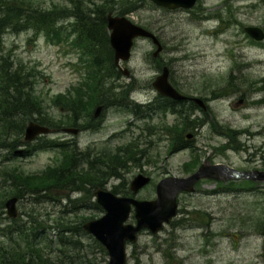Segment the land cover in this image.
<instances>
[{
	"label": "rangeland",
	"instance_id": "1",
	"mask_svg": "<svg viewBox=\"0 0 264 264\" xmlns=\"http://www.w3.org/2000/svg\"><path fill=\"white\" fill-rule=\"evenodd\" d=\"M8 1H14L16 5L20 0ZM83 1L90 4V8H96L90 0ZM21 4L26 11L24 17H31L30 8L67 12L75 7L70 0H22ZM104 13L109 16L119 12L106 10ZM131 19L153 33V29L158 31L163 28L157 32L165 46L159 57H154L156 46L149 43L150 40L138 39L130 62L122 64L123 69L130 71V76H125L122 71L117 79L113 78L116 75H107L111 78L106 80L108 90L104 92L105 96L100 97L91 115L79 116L75 126L64 123L59 128H52L55 130L52 134L39 137L33 143L27 144L23 135L22 143L16 150L27 148L29 153L26 155H14L15 149H0V245L9 243L4 231L15 230L22 224H26L25 228L32 227L28 215L47 224V229L53 228L55 222L58 226L60 218L74 224L91 216L100 218L105 212L98 205L99 209L93 206L96 204L94 192L97 189L113 194L114 191H127L131 198L138 201L156 199V186L162 179L187 178L195 174L198 166L190 173L191 165L185 169L194 155L199 156V166L210 164L212 148L235 139L231 130L229 140L220 134L215 135L213 131L217 129L214 123L223 129L241 127L254 134L251 138L242 135L238 139L245 144L249 151L247 154H227L222 146V160H230L237 167L260 164L264 156V41L251 43L244 28L256 26L264 29V0H206L190 10L177 12L146 6ZM74 21L65 17L58 24L65 26L66 32L69 28V33H73ZM73 38L70 37V41ZM2 56L31 76L28 82L43 100L45 112L51 118L57 121L67 117L54 104V99L67 95L74 88L83 87L87 81L89 67L86 59L82 61L81 50L73 48L68 41L52 42L45 31L38 34L36 29L17 32L8 29L0 40ZM106 64L111 65V73L117 72L114 58ZM163 67L170 70L171 84L186 96L203 99L207 109L202 110L196 105L192 110L189 105L191 116L184 120L171 113H155L146 117L143 116L144 108L138 109L139 114H136L137 104L144 105L158 95L152 84L163 72ZM226 82L241 87L249 101L247 109L235 111L230 101L212 102L210 93L213 85L220 87ZM252 100H259V106L252 105ZM99 107L103 111L96 117L94 112ZM196 119L200 122H192ZM69 128H79L80 133L74 136L63 132ZM169 128L172 132L168 131ZM177 129L180 131L176 134ZM187 136L191 137L189 141ZM179 137H184L193 147L173 153ZM47 139L75 143L76 151L81 154L78 156L80 166L95 164L97 172L102 175L101 170H106L104 162L118 153L119 148L131 146L136 156L130 157L124 165L114 166L119 177L107 174L103 180L100 179V186H89L85 191L78 187L77 192L58 187L35 195L23 193L20 184L10 175H39L62 159L59 149L40 150L34 147ZM257 152L263 155H256ZM140 175L151 178V182L133 194L131 184ZM16 187L24 197L18 202V217L11 219L5 203L15 196ZM196 190L193 195L180 194L179 214L159 234L143 230L138 234L137 243L128 244L127 264H264V183L252 192L214 195L219 186L205 180L196 185ZM90 195L88 206L91 208L82 209L84 204L80 201H85ZM129 222L135 223L132 213ZM48 234L45 238L52 241L53 233ZM78 239L90 252L89 258L95 260V264H107L108 254L105 255L94 245L92 236L82 235ZM69 254L86 257L83 250L80 254ZM58 255L56 252L51 254L53 258Z\"/></svg>",
	"mask_w": 264,
	"mask_h": 264
},
{
	"label": "trees",
	"instance_id": "2",
	"mask_svg": "<svg viewBox=\"0 0 264 264\" xmlns=\"http://www.w3.org/2000/svg\"><path fill=\"white\" fill-rule=\"evenodd\" d=\"M13 2L0 0V40L8 29L17 32L33 28L37 30L38 34L45 31L47 38L52 42L61 43L68 41L73 48L81 50L82 61L86 59L85 62L89 68L86 77L87 81L83 84V87L74 88L67 95H59L56 100L54 99V104L60 107L61 111L67 115L66 118L55 121L45 112L43 100L36 95L28 82L31 76L21 68L15 67L16 65L5 59V57H0V149L10 150H14L22 143L20 140L30 119L40 125L55 129L61 127L64 123L75 126L79 116L92 114V110L100 97L105 96L104 92L108 90L109 86L106 84V80L111 79L108 77L114 75H116L113 77L115 79L120 77L118 70L111 73V65L106 64L111 60L113 61V51L110 47L104 12L110 10L111 12H119V15H127L132 11L131 6L125 2H122L117 7L92 4L96 6L94 9L90 8L91 5L86 1L78 0L76 2V0H70L71 4L75 6L72 11L59 12L53 10L46 12L30 8L31 17L29 15L24 17L26 11L24 4H21L22 0L19 3H15L16 5ZM78 4H84L86 7L82 8ZM65 17H68L69 20L75 19L72 26L75 28L73 33L76 34L69 33V28L66 32V27L58 24V21ZM70 37L74 38L70 41ZM110 89L112 90L113 87H110ZM178 90L180 91L181 89ZM101 102L103 103V101ZM189 105L192 110L196 108L193 103H177L157 96L154 102L144 107L136 105L134 112H138V109L141 108H147L150 114L153 111L161 114L174 113L181 120H184L191 116ZM145 113L148 114L147 112ZM34 115H37V118H34ZM192 122L199 123L200 120L196 119ZM168 131L172 132L170 128ZM179 131L177 129L176 134ZM34 147L40 150L59 149L62 159L55 166L48 167L39 175H25L23 173L10 175L15 182L20 184L21 192H29L32 195L58 187L73 189L72 191L77 192L78 189L85 191L89 186H100L102 184L100 179L103 180L107 174L110 177H119V173L114 166L124 165L130 157L136 156L131 146L123 149L119 148L118 153L110 156L106 163L104 162L106 172L102 169V175L97 172L95 164L88 163L85 167L80 166L78 156L81 154L76 151L75 147L71 150L67 142H55L47 139L46 141L38 142ZM188 147L193 146L184 137H179L176 144H174L173 153ZM198 158L199 156H193L192 161L185 165V169L191 165L189 173L199 165ZM6 175L8 176V174ZM20 190L16 187V192L13 193L15 197H24L18 193ZM114 193L130 196L127 191H114ZM54 199L57 200L58 198ZM90 199L91 195L88 196V199L85 198V201H80L81 204H84L82 209L91 208L88 206ZM93 206L99 209L97 204ZM24 214L27 215L26 212ZM69 214H74V212H69ZM28 217L31 218V228H25L26 224H22L21 227L15 230L10 229L3 232L9 238V243L0 245V264H95V260L89 258L90 252L86 250L83 242L78 239L82 235L88 236L83 229V225L87 221L95 219L94 217L83 218L77 224L60 218L57 220L58 226L55 222V226L49 229H47V224L40 222L38 218L32 215H28ZM48 232L54 235L52 241L45 238V236L49 235ZM94 245L106 255V250L96 240H94ZM82 250L86 257L81 255L71 256L69 254L70 252L80 254ZM55 252L59 255L53 258L51 254ZM60 255L65 257V259Z\"/></svg>",
	"mask_w": 264,
	"mask_h": 264
},
{
	"label": "water",
	"instance_id": "3",
	"mask_svg": "<svg viewBox=\"0 0 264 264\" xmlns=\"http://www.w3.org/2000/svg\"><path fill=\"white\" fill-rule=\"evenodd\" d=\"M159 6L168 9H190L196 5L197 0H152ZM107 27L110 32V44L114 51L116 65L120 62H128L131 58V50L134 41L138 38L151 39L157 46L154 57H158L163 51V46L154 34L148 30L135 25L126 17H114L112 14L107 17ZM245 32L254 40H264V31L259 27H247ZM120 70L125 76H130L128 69ZM170 71L168 67L156 77L153 87L163 97L173 101L191 100L206 110L205 102L200 98H188L179 93L169 82ZM102 107H99L95 116L101 114ZM51 129L35 122H30L25 130V141L31 142L40 135L51 133ZM64 133L77 135L78 129H64ZM190 139V136H187ZM17 153H22L19 151ZM250 178L254 181H264V172L252 174L238 173L224 166H210L203 164L198 171L187 178L166 177L156 186V199L138 201L131 197L115 195L111 191L97 190L95 192L96 203L105 212L100 218L86 222L83 229L92 235L107 251L109 259L107 264H127L126 246L128 243L137 242L138 234L148 230L152 234H158L165 225L171 223L178 211V197L182 193L194 194L195 186L202 180L228 181L238 178ZM149 177L140 175L134 178L130 190L137 194L140 190L150 184ZM18 198L9 199L5 208L11 218L18 216ZM133 211L135 224L129 223ZM264 258V250H263Z\"/></svg>",
	"mask_w": 264,
	"mask_h": 264
},
{
	"label": "flooded vegetation",
	"instance_id": "4",
	"mask_svg": "<svg viewBox=\"0 0 264 264\" xmlns=\"http://www.w3.org/2000/svg\"><path fill=\"white\" fill-rule=\"evenodd\" d=\"M90 1L92 4H97V5L104 4V5H107L109 7H117L122 2L123 3L127 2L132 8V11L129 15L131 17L134 14H136L140 9L146 8V6L162 9L166 12H177V11H183L184 10V9L171 10V9L163 8L161 6H158L156 3H154L151 0H99V1L90 0ZM205 2H206V0H198L197 1L198 4H201V3L203 4ZM106 22H107V19H106ZM141 27H144V26H141ZM144 28H146V27H144ZM146 29L149 30V28H146ZM153 30H154V34L159 39L157 32L158 33L161 32L163 30V28L158 30V31H157V29H153ZM144 40H147V41L150 40L149 43L151 42L154 45V43L151 39H144ZM249 40L253 44L259 43L255 40L251 39V38ZM136 44L137 43H135V45ZM163 47L165 49V46H163ZM156 67L158 68V66H156ZM250 83H253V82H250ZM227 84L228 83L226 82L223 86H220V87H217V85H215V84L213 85V87L211 89V93H210V97L213 98L212 102L213 103H216V102L224 103L225 101H230L229 103L234 108L235 111L236 110L241 111L245 108L247 109V107H249V105L247 103L248 99H247V96L243 94L241 87H237L236 84L231 83V82L228 85ZM251 102H252V105H255V106H259V104H260L259 100H252ZM214 125L217 129V130H214L215 132L213 131V133L215 135L220 134V136H223L225 139H227V137L229 135V131L231 130V133L235 139L233 141L225 142V143H222V145H220V146L218 145V146H214L212 148V152L210 153V166H215V167L216 166H224V167L231 169L233 171H237L238 173H245V174H252L254 172H261V173L264 172V156H262L263 154L262 153L260 154V152L256 153V155L262 156L260 159V164L256 165V166H252V167H249V166L237 167V166H235V164L232 161L227 160V159H223V160L221 159V156L224 155V154L221 155V153H220L222 151V146L225 148V152L227 154L230 152L234 153V154H247L249 152L248 149L246 148L245 144L241 143L238 139L242 135H247L248 138L254 137V134L251 132V130H248V129L245 130L241 127L240 128L239 127L234 128L232 126H231L232 129L231 128L230 129H227V128L223 129L219 125H217L216 123H214ZM228 140H229V137H228ZM211 182H213L214 184L219 186V190L213 192L214 195H224L226 192H232V193H238V194L246 193V192H252V191H256L258 188H260V185L262 183H264V182H260V181L251 180L250 178H243V177H241L239 179H231L229 181H213V180H210V183ZM178 214H179V211H178Z\"/></svg>",
	"mask_w": 264,
	"mask_h": 264
},
{
	"label": "bare ground",
	"instance_id": "5",
	"mask_svg": "<svg viewBox=\"0 0 264 264\" xmlns=\"http://www.w3.org/2000/svg\"><path fill=\"white\" fill-rule=\"evenodd\" d=\"M195 193H196V191H195ZM185 195H188V194L185 193ZM89 236H91V235H89ZM92 238H93V236H92Z\"/></svg>",
	"mask_w": 264,
	"mask_h": 264
}]
</instances>
